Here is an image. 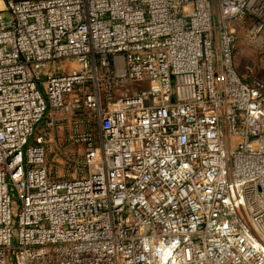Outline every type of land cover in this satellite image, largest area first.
Listing matches in <instances>:
<instances>
[{
	"label": "built area",
	"instance_id": "obj_1",
	"mask_svg": "<svg viewBox=\"0 0 264 264\" xmlns=\"http://www.w3.org/2000/svg\"><path fill=\"white\" fill-rule=\"evenodd\" d=\"M262 67L264 0H0V264H264Z\"/></svg>",
	"mask_w": 264,
	"mask_h": 264
},
{
	"label": "rangeland",
	"instance_id": "obj_2",
	"mask_svg": "<svg viewBox=\"0 0 264 264\" xmlns=\"http://www.w3.org/2000/svg\"><path fill=\"white\" fill-rule=\"evenodd\" d=\"M240 41H246V40L242 36H240V38L238 39V42H240ZM247 43L246 44H244V43L238 44V47L236 49L237 59L242 57L245 54V52L249 53V50L245 49V47L247 46ZM252 46L255 48L254 45H252ZM254 48H252V55H253V58L255 59L257 56V52H256V49H254ZM261 70H264V68L262 67ZM53 134L57 136L58 132L54 131ZM50 165H51L53 174H55L56 176H72V175H74V172H75L74 169L76 167V165H74L73 162H67V161H64L62 163L59 161H56V162L51 161Z\"/></svg>",
	"mask_w": 264,
	"mask_h": 264
},
{
	"label": "crops",
	"instance_id": "obj_3",
	"mask_svg": "<svg viewBox=\"0 0 264 264\" xmlns=\"http://www.w3.org/2000/svg\"><path fill=\"white\" fill-rule=\"evenodd\" d=\"M245 49L249 50V49L247 48V46L245 47ZM243 52H244V51H243ZM243 52H242V53H243ZM246 54H249V53H248V52H245V54H244L242 57H240L239 59H237V60H238V66H239V69H240V70H243L242 60H243V58H244V56H245Z\"/></svg>",
	"mask_w": 264,
	"mask_h": 264
}]
</instances>
